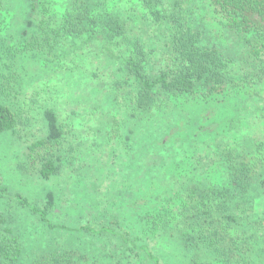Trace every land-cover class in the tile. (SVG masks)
I'll return each instance as SVG.
<instances>
[{"label":"rangeland","instance_id":"1","mask_svg":"<svg viewBox=\"0 0 264 264\" xmlns=\"http://www.w3.org/2000/svg\"><path fill=\"white\" fill-rule=\"evenodd\" d=\"M149 1L1 0L0 103L14 110L17 125L0 135V183L38 204L50 191L56 201L47 222L0 198V213L23 248L14 264L51 254L61 264H153L122 234L138 238L162 264H264V63L249 56L213 0H182L204 41L234 61L235 81L209 98L160 94L137 110L126 46L108 43L101 30L93 38L63 30L66 12L81 3L117 15L130 37L153 50L154 75L164 67L169 35ZM176 1L161 0V7L171 11ZM49 108L63 131L55 150L62 168L44 179L41 156L31 157L29 145L46 137ZM227 148L256 165L254 189L231 200L236 220L214 229L224 240L209 245L210 229L201 233L207 242L199 236L188 244L180 211L192 187L228 183Z\"/></svg>","mask_w":264,"mask_h":264},{"label":"trees","instance_id":"2","mask_svg":"<svg viewBox=\"0 0 264 264\" xmlns=\"http://www.w3.org/2000/svg\"><path fill=\"white\" fill-rule=\"evenodd\" d=\"M184 3L177 0L171 11L162 9L161 0H151L148 3L155 20L166 25L169 35L163 51L164 67L154 75L149 70L153 50L142 38L130 37L126 21L117 15L96 12L88 3H81L66 12L63 30L73 36L87 35L89 38L95 37L101 30L105 32L108 43L126 46L123 61L128 74L136 83L134 106L137 110L149 109L160 94L196 95L200 92L204 98H209L235 81L234 61L220 47L204 41L203 30L195 25L192 15L184 9ZM213 4L218 15L227 20V28L236 33L247 47L249 56L264 63V0H213ZM44 114L48 126L47 135L29 145V155L33 158L41 156L40 175L44 179H50L62 168V158L55 154V150L57 151L63 131L54 109L49 108ZM16 125L14 110L9 105L0 103V135L6 131H14ZM42 150L44 154L41 153ZM235 154L231 148L223 153L229 174L227 184H212L203 190L192 187L188 205L180 211V220L188 228L185 238L188 244L194 241L199 243V236L206 241L208 237L203 235L210 229L213 237L210 238L209 245L214 246L218 240H224L225 237H218V232L214 229L220 227L219 223L224 219L236 220L235 215L230 212L231 200L247 198L254 189L256 165ZM6 197L47 222L56 204L55 194L51 191L47 193L45 202L38 204L30 201L23 193H11L6 185L0 183V198ZM82 228L98 233H116L106 226L100 230L88 225ZM122 237L135 248L144 250L153 264H162L147 245L137 246L138 238L130 239L126 234H122ZM214 237H217L215 241ZM22 252L20 238L0 213V264H14ZM51 261L53 264L62 263L60 257L51 254L49 257L38 258L36 264H50Z\"/></svg>","mask_w":264,"mask_h":264}]
</instances>
